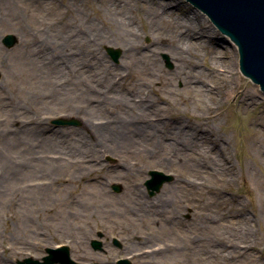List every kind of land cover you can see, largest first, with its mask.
Returning <instances> with one entry per match:
<instances>
[{"label":"rangeland","instance_id":"obj_1","mask_svg":"<svg viewBox=\"0 0 264 264\" xmlns=\"http://www.w3.org/2000/svg\"><path fill=\"white\" fill-rule=\"evenodd\" d=\"M160 1L205 28L208 37L195 59L208 82L213 78L204 67L229 65L231 59L235 82L257 91L255 103L247 107L233 96L218 103L210 121L228 142L237 177L222 193L208 189L213 179L198 163L201 157L194 161L184 155L186 133L199 122L200 110L196 99H184L192 94L181 80L175 82L177 97L155 82L156 71L142 76L150 80L142 85L135 81V66L125 81L116 78L115 70L125 67L120 43L100 46L99 53L112 65L110 73L87 53L85 61L76 60L74 46L59 55L69 32L113 30L105 19L106 0H0V264L41 258L54 240L68 243L76 260L98 264H115L126 256L133 264H264V90L242 72L237 44L206 13L184 0ZM142 2L132 0L135 8L152 7ZM79 7L82 15L76 13ZM85 15L94 26L80 21ZM131 15L142 42L149 44L161 25L152 29L143 11ZM7 34L15 35L13 45L4 43ZM21 39H33L32 46L54 56L28 58ZM108 47L118 50L117 59ZM213 47L221 58L213 59ZM155 59L167 77L174 74L177 61L169 52H157ZM122 82L131 88L132 101L147 97L151 106L129 104ZM137 126L142 130L130 134ZM129 136L135 139L125 140ZM44 159L48 162L39 165ZM150 170L172 178L150 193L145 184ZM82 173L100 181L84 180ZM52 174L73 179L51 180ZM41 185L44 190L38 189ZM98 231L102 250L91 245ZM251 244L256 249H247V255L225 257ZM254 250L258 253L249 258Z\"/></svg>","mask_w":264,"mask_h":264},{"label":"bare ground","instance_id":"obj_2","mask_svg":"<svg viewBox=\"0 0 264 264\" xmlns=\"http://www.w3.org/2000/svg\"><path fill=\"white\" fill-rule=\"evenodd\" d=\"M55 2V0H50ZM79 0H68V4H75ZM136 1H146V0H136ZM151 3L150 8L137 7L135 8L132 4V0H106V5L104 13L106 15V21L113 26L112 31L105 32L98 28H92L90 31H78L74 33V36L71 34L63 35L62 43L64 47L61 46L59 55H66L65 49L68 46H74L76 49V60L85 61V53L89 54L90 60L96 64L103 65L104 70L110 73L112 70V65L110 62L99 53L100 46L109 42H114L116 44L122 45L125 58L121 65L125 67L122 70H115V77L123 78L122 81H125V77L129 76L131 73V67L135 66V69L138 73V78L136 80L138 84H146L148 79H141L145 74H152L154 71L159 75L156 78L155 82L160 83V87L168 86L171 89V93L179 97L181 95L180 89L176 87V80H181L184 84V87L191 92V96H186L184 99L193 101L197 100L198 109L200 110V120L198 123H192L191 129L186 133V143L187 150H184V155L187 157H192L194 161L201 157L198 163L201 161L204 173L207 176H211L213 179L212 184L205 185L208 189L214 188L220 193H222L224 185L232 181L237 177L236 168L234 163L231 161V157L228 154V142L225 137L216 131V129L211 125V119L217 116L219 112L217 104L222 103L223 101L234 97L238 99V102L243 104L244 107H247L250 104L255 103V97L257 91L253 88L242 87L240 83H236L234 80V67L232 60H228L229 65L219 64L218 62H212L210 67H204L208 69V73L211 74L213 82H208L203 73H207L200 68H197L199 62L195 59L199 53L200 46H203L207 40V34L205 28L199 23H195V18L190 15H179L174 10H168L167 6L160 0H147ZM142 2V3H143ZM67 10H70V6L67 5ZM82 8L79 7V11L76 13L82 15ZM143 11L147 14L148 19L151 21V28H154V25H161L159 31H157V36L151 40L149 44H145L141 40L140 34L135 30L134 18L132 17V12ZM196 17V16H195ZM1 18V16H0ZM85 21L83 24L89 23V25L94 26V22L89 19V15H85V18L80 20ZM159 23V24H158ZM83 24H81L83 26ZM18 25H21L19 23ZM71 31V29H70ZM23 36V35H22ZM22 40L21 45H25L26 56L32 59H47L51 58L54 55H49L44 53V50L37 48V45L32 46L31 40ZM42 43V42H41ZM28 46L32 47L28 49ZM213 59L221 58L223 55L217 49L213 47ZM167 51L176 62V70L171 77H167L166 73L163 72V69L159 68L160 63L155 61V56L157 52ZM193 54H192V53ZM191 54V55H190ZM153 63V65H152ZM236 63V64H235ZM234 65L237 68L238 61L235 60ZM127 64V65H126ZM98 65V66H99ZM155 69V70H154ZM133 73V72H132ZM131 73V74H132ZM112 74V72H111ZM166 76V77H165ZM147 77V76H146ZM160 77H163L160 79ZM153 81V80H152ZM123 94L128 98L129 104H136L142 107L151 106L147 97H141L139 99H130V89L127 86V83L122 82L121 84ZM159 93H162L158 89ZM129 94V95H128ZM194 94L198 97H194ZM190 95V94H189ZM209 96L210 101L207 102L204 97ZM173 98L172 100H176ZM138 100V101H137ZM132 101V102H131ZM153 101V100H152ZM158 107L160 106L157 100ZM154 103V104H156ZM173 104L177 105V102ZM129 122V120H127ZM126 125V124H125ZM119 126H123L120 124ZM138 129V130H136ZM142 127L137 126L134 130L130 131V134L135 135L137 132H140ZM135 132V134H134ZM135 139L133 137H128L127 141ZM210 140L207 141V140ZM208 143V144H207ZM253 145H258L260 142H252ZM121 143L120 145H122ZM183 152V151H182ZM99 157V156H98ZM39 165H44L47 160H38ZM59 163H62L60 161ZM248 171L253 174L254 169L251 166H247ZM80 178H83L87 181L95 180L100 181V179L90 177L86 173L79 174ZM51 180H60L62 182L70 181L73 178L70 176H61L52 174L49 176ZM208 182L206 179H203V183ZM202 183V181H201ZM195 184V183H193ZM39 190H44L43 185L39 186ZM261 205L263 201H261ZM263 207V206H262ZM248 220H252L248 217ZM237 247V250L234 253L225 254L224 251H220L221 257H233L237 253V256L247 255V249H256L254 245H249L247 248L240 249ZM242 250V251H241ZM258 251L254 250L249 254V258L256 256ZM213 254V251H212ZM261 257L260 254H258Z\"/></svg>","mask_w":264,"mask_h":264},{"label":"water","instance_id":"obj_3","mask_svg":"<svg viewBox=\"0 0 264 264\" xmlns=\"http://www.w3.org/2000/svg\"><path fill=\"white\" fill-rule=\"evenodd\" d=\"M169 1V0H168ZM194 5L206 12L211 20L224 32H227L240 48V66L242 71L252 77L264 89V0H190ZM184 0V3H191ZM4 43L13 45L16 37L7 34ZM109 53L117 59L118 50L108 47ZM1 75V72H0ZM56 123H71L65 119H56ZM151 175L145 182L150 193L158 190L160 186L172 178L159 170H150ZM116 189L120 186L114 185ZM103 233L98 231V237ZM116 245H120L118 238H114ZM102 240L93 238L91 245L95 249H103ZM48 254L43 260L34 257H27L20 260L18 264H98V262L75 261L70 256L69 246L47 248ZM118 264H133L129 258H121Z\"/></svg>","mask_w":264,"mask_h":264},{"label":"flooded vegetation","instance_id":"obj_4","mask_svg":"<svg viewBox=\"0 0 264 264\" xmlns=\"http://www.w3.org/2000/svg\"><path fill=\"white\" fill-rule=\"evenodd\" d=\"M113 243H114V240L112 241ZM62 242H56L55 240L51 243V245L50 246H56L57 244H61ZM70 252H71V248H70ZM45 253H46V247L44 248V254L43 255H45ZM42 255V256H43ZM71 256H72V253H71ZM72 258H74L73 256H72ZM75 259V258H74ZM117 259L118 258H116L115 260H114V263L116 264L117 263Z\"/></svg>","mask_w":264,"mask_h":264}]
</instances>
